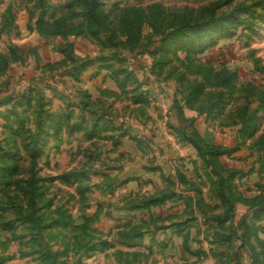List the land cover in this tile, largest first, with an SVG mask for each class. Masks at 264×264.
Wrapping results in <instances>:
<instances>
[{
    "label": "rangeland",
    "instance_id": "374dc122",
    "mask_svg": "<svg viewBox=\"0 0 264 264\" xmlns=\"http://www.w3.org/2000/svg\"><path fill=\"white\" fill-rule=\"evenodd\" d=\"M0 264H264V0H0Z\"/></svg>",
    "mask_w": 264,
    "mask_h": 264
},
{
    "label": "trees",
    "instance_id": "16d2710c",
    "mask_svg": "<svg viewBox=\"0 0 264 264\" xmlns=\"http://www.w3.org/2000/svg\"><path fill=\"white\" fill-rule=\"evenodd\" d=\"M92 13H93V12H90V15H91ZM97 16H98L97 19H98V18H99V19L101 18V20L103 19V17H102L99 13H97ZM84 66H87V64L84 63Z\"/></svg>",
    "mask_w": 264,
    "mask_h": 264
}]
</instances>
